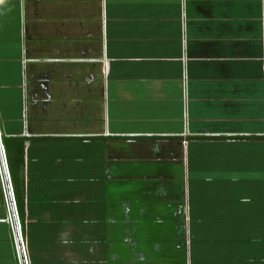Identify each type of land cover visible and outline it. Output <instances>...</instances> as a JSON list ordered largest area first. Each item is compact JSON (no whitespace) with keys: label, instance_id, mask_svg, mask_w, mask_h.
<instances>
[{"label":"crops","instance_id":"1","mask_svg":"<svg viewBox=\"0 0 264 264\" xmlns=\"http://www.w3.org/2000/svg\"><path fill=\"white\" fill-rule=\"evenodd\" d=\"M13 225L28 264H264V0H0V264Z\"/></svg>","mask_w":264,"mask_h":264},{"label":"built area","instance_id":"2","mask_svg":"<svg viewBox=\"0 0 264 264\" xmlns=\"http://www.w3.org/2000/svg\"><path fill=\"white\" fill-rule=\"evenodd\" d=\"M13 235H14L15 248L18 253L20 263L28 264V259H27V254H26V251H27L26 241L23 238L22 229L20 226L18 228V235H17L15 226L13 225ZM18 237H19V240H18Z\"/></svg>","mask_w":264,"mask_h":264},{"label":"water","instance_id":"3","mask_svg":"<svg viewBox=\"0 0 264 264\" xmlns=\"http://www.w3.org/2000/svg\"><path fill=\"white\" fill-rule=\"evenodd\" d=\"M16 233H17V235H18V228H17V225H16ZM18 240H19V237H18ZM22 259H23V257H22Z\"/></svg>","mask_w":264,"mask_h":264}]
</instances>
